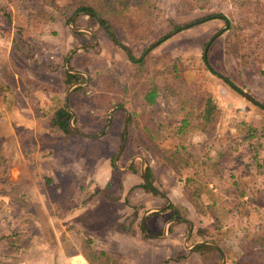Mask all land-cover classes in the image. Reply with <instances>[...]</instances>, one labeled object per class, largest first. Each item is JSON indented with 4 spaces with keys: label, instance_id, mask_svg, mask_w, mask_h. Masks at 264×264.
Wrapping results in <instances>:
<instances>
[{
    "label": "rangeland",
    "instance_id": "obj_1",
    "mask_svg": "<svg viewBox=\"0 0 264 264\" xmlns=\"http://www.w3.org/2000/svg\"><path fill=\"white\" fill-rule=\"evenodd\" d=\"M253 1L260 4L255 5L257 8L261 6L264 9V0ZM86 2L87 0H0V68L7 66L15 77L14 88L8 92V98L4 97L0 89V138L11 159L10 169L0 178V188L6 193L0 206V236L13 231L25 235L24 246L20 248L18 255L12 254L5 243H0V257L4 264H68L63 262L68 253L61 254L60 250H63L60 248L69 249L72 245L69 238L65 241L62 225L68 212L78 206L81 198L78 192L69 189L65 191L62 186L67 183L66 179H78V173L72 164L80 163L81 168L86 165L83 168L86 169L84 177L92 178L91 168L104 160L101 152L112 150L114 160L116 149L119 151L121 147L120 139H117L120 135L112 139L110 134L103 136V140L92 142L76 134L77 136L72 135L70 143H65L64 131L58 126H52L59 112H62V118L71 115L65 103L69 87L65 83V71H68L65 62L76 45L98 40L97 44L88 46V49L75 52L68 63L70 69L77 67L87 70V66H90L95 72L107 62L112 67L114 63H118L120 71L126 72L128 78L132 75L136 78L138 73L137 65L134 66L130 57L121 53L102 22L96 16L78 10L79 4ZM159 4L162 13L148 38L134 39L116 19L110 30L132 50L135 57L160 40L151 54L156 57L170 54V59L178 63L181 79L191 91H217L222 113L216 124L217 139L211 142L212 145L205 144L202 136H193L189 132L173 133L174 130L167 126L166 118L171 115L172 108L177 106L173 107L174 100L167 102L170 107L166 109L167 100L160 99L165 112L157 118L160 127L156 128L157 123L154 122L156 125L154 124L153 131L155 128L158 130V135L161 136L158 139L160 147L168 156L179 149L180 153L176 158L182 160L179 165L184 170L183 179L196 178L203 197L201 201L191 199L193 188L186 187L182 191V184L180 187L178 184L175 189L178 198L169 196L172 201L171 216L195 219L192 241L207 239L220 245L222 252L212 246L200 247L204 258L212 264H221L225 254L226 263L232 264L229 257L239 260L246 254L239 247L241 241L264 229V187L260 186V181L264 178V156L255 155V149H258L263 140L261 129L264 108L246 99L238 90L247 91L264 105L256 90V87L264 84V63L261 66L255 64L253 67H246L237 58L224 54L225 27H228V19H234L249 34L259 29L258 27L262 28L260 36L263 38L264 27L260 24L249 27L245 21L240 20L242 12L237 11L238 8L227 0H211L212 12L228 14L231 10L235 11L234 17L229 14L227 20L214 18L196 23L208 13L181 15L176 11L175 0H159ZM188 23L193 24L173 32L176 25ZM74 27L89 28L97 38L88 31L75 30ZM220 30L225 32L217 35ZM170 33L172 34L167 39L164 38ZM148 67H144L142 71L146 72ZM102 71L103 69L100 70L101 73ZM84 78L83 74L82 79ZM226 89L232 94H227ZM82 94L80 91L70 98V106L75 116L77 115L75 125L86 133H102L108 124V117L94 114L92 109L80 106L78 101ZM137 103L141 106L140 102ZM240 103L246 106H241ZM119 115L120 122L111 124V132L118 131L121 134L124 115ZM133 122L130 120L127 124L129 135L121 155L123 163L142 150L138 145L142 141L139 140L140 136ZM251 128H256L257 131L252 132ZM72 131L76 133L73 129ZM95 152L96 157L93 158ZM221 153L227 155L221 157ZM219 161L220 164L215 165ZM150 178L156 189L167 194L174 191H167L155 176ZM22 195H27L26 199L30 197L31 205L28 208L23 206ZM39 201L45 203L50 216L53 215L56 219L50 217L47 223L45 218L39 217ZM204 201L208 204H204ZM162 203L167 204L168 201L165 199ZM205 207L208 214L199 220L196 213L199 208ZM132 220L133 218L129 219L127 224L132 223ZM127 224L123 226L125 230ZM251 237L253 238L251 235L247 238L252 239ZM182 246L186 247L185 242ZM179 250L178 247H168L160 251L157 246L145 244L140 257L146 264H157L159 257L177 255ZM83 259L80 255L75 260ZM121 263L126 264V261ZM187 263L181 261L178 264Z\"/></svg>",
    "mask_w": 264,
    "mask_h": 264
},
{
    "label": "crops",
    "instance_id": "obj_2",
    "mask_svg": "<svg viewBox=\"0 0 264 264\" xmlns=\"http://www.w3.org/2000/svg\"><path fill=\"white\" fill-rule=\"evenodd\" d=\"M224 32H222V34ZM95 42L97 44L98 40H96ZM79 45H85V44L84 43L78 44L75 47ZM86 45L87 46H85L84 48L79 47L78 49H76L73 55L75 54V52L88 49L87 48L88 46H93L95 44L87 43ZM122 45L124 46V43H122ZM116 46L121 51V53L125 54L126 57H129V55L122 49L121 45L120 46L116 45ZM156 47L157 46H155L154 49ZM224 54L231 56L227 54L226 51ZM110 64L108 65V63L105 62V64L101 67V69H103L102 73L107 74L109 76L108 78H110V80L113 79L111 81H114L110 84H105V88H113V90H110L111 95H113V91L115 90L116 92L119 93V94L117 93V95L122 97L124 96V94H121L120 92L121 88H119V85L124 84L128 88V95L125 96L126 101H124L125 105L118 104V103H122V100L119 101L117 100V98L113 99L112 100L113 108H111L108 112V115H106L104 111L100 109V103L99 102L95 103L89 98L96 91L95 88L91 85V76L95 72H100L101 69L94 72L90 66H87V68L85 66L87 70L80 69L77 67L71 68V70L82 71V72H78V74L80 75L81 74L83 75L84 74L83 72H85L88 76L84 74L85 78L82 79V75H81L80 79L74 82L76 83L87 80L86 83L78 84L71 91L69 96V108L72 109V107L70 106L71 96L74 93L82 91L83 94L81 100L78 101V104L83 107L85 106L89 110L92 109L94 114H98L100 116L102 115L107 116L108 121L110 117V112L113 111L111 124L114 125L120 122L119 114H123L124 115L123 131L125 130L124 138L125 135H127V142H128L129 132H128L127 124L128 122H130V118L131 121H134L133 118L134 101L130 98L131 97L130 92L137 78H134L133 75L130 76V78H128L126 72L120 71L121 66H118V63L117 64L114 63V67H112ZM69 72L72 73L71 71ZM89 72H92L93 74ZM65 78H66V73H65ZM72 84H68V86ZM256 88H257L256 89L257 93L258 92L260 93L259 99L261 101H264V84L263 86H259ZM199 91H201L202 93L204 90L202 89ZM209 91L214 93L221 107V103L217 91L215 89H210ZM226 91L227 94H232L230 93L229 90L226 89ZM71 102H73L72 99ZM65 103H66V97H65ZM240 105L246 106L244 103H240ZM127 115H129V118L126 123ZM75 117H77V115ZM111 124L109 126H107L108 124H106L102 133H98V134L87 133L92 135H99L94 138L85 137L80 135L79 133H73L67 135L64 132L63 140L68 139L70 143L72 135H76V134L86 138L87 140H90V142L96 140H103L102 137L109 134L112 136L111 137L112 139H114V137L116 139L117 138L116 136L120 135V138L117 139H120V145L122 147L124 142L123 132L121 134H119L118 131L111 132V130L113 129V128L111 129L112 127ZM188 132L193 136L195 135L202 136L203 142L205 144L212 145L213 143L211 142H213L215 138L217 139V133H215L214 136L210 137L209 134L206 132H201V131H188ZM248 139H252V137H248ZM259 144L260 145L258 149L257 150L255 149V155L264 156V140H261ZM138 145L142 149L140 153L134 154L130 159L126 160L125 163H123L122 162L123 156L121 157V155L124 152H122L121 155L119 156V158L121 157V159L118 158L117 160V165L115 163L119 152L117 151V149L115 151L117 152V154L114 160L112 157V154H114L112 153V150L101 152L103 153L104 160H100L99 163L95 165V168L94 167L91 168V170L93 171V177L92 178L89 177V179L88 176L84 177V173L86 172V169L83 168L86 165L83 168H81L80 163L72 164V167L75 166L76 168V171L78 173V179L77 178L76 180L66 179L65 181H67V183L62 187L63 190L65 191L69 189V190H73V192H78V196L81 199L79 200L78 206L76 208H72L68 212V216L63 220L62 226L66 236L65 241H67V238H69L72 245L69 247V249H64L62 246H60L62 247L60 249L63 250L62 252L60 250L61 254L66 255L68 253L67 254L68 256L66 255L67 258H64L63 262H67L68 264H75L76 262H79L78 260L75 259L81 255L86 261H88L91 264V262L87 259V257L80 249L79 235H82L85 238L92 239L94 242L93 245L97 249H103L112 254L123 256L125 260L122 261H126V264H146L145 262H142L140 257L141 250L143 249L145 244L151 247L157 246L160 249V251H164V249L168 247L180 248L179 253L177 255L171 256L167 254L165 257H159L158 262L156 261L157 264H178L181 263V261L188 262L187 264H212L210 260L204 258V256L201 253L200 247L212 246L213 248H216L217 251L222 252L220 245L215 241L213 242L218 244L219 248L209 243H198L197 241L199 240L192 241L195 231L194 228L196 226L194 223L195 219H193L192 217L189 218L188 217L180 218L176 216L172 217L170 214V212H172L170 209V205L172 203L170 197L176 196V198H178L177 191H175L178 184L179 187L182 184L183 186L182 191H184L186 187L193 188L192 196L190 197L191 199H195L194 196L195 189H198L197 187L200 186V183L197 182V179H195V181H192L190 177H186L185 179H183L182 173L184 172V170L182 169L181 165H178L176 169L175 167L171 166L163 157L153 152V150L147 148L143 144H138ZM95 157H96V152L93 155V158ZM144 161H145V165H144ZM119 162L121 165H119ZM92 166H94V164H92ZM147 167L150 170V175L148 176L146 172ZM88 169L89 168H87V171ZM143 171H145V175L143 174ZM152 176H155L158 179V181L161 184H163V187L167 191H169V189H172L174 191L167 194L165 191H160L156 189L155 185H154L155 189L153 187L147 189L145 187V184H148L146 182V179L150 180L151 179L150 177ZM260 182H261L260 186L261 188H263L264 178ZM165 199L168 201L167 204L162 203L163 200ZM206 203L207 202L204 201V204ZM37 209L39 212V217L40 218L42 217V219L45 218V220H47V223L50 217H52V219H56L53 215L50 216L49 209L45 206V203H43V201H39V207ZM198 211L199 212L196 214H198L197 218L199 220L203 219L204 215L208 214L207 207H205V209L199 208ZM146 214L147 216L144 218ZM62 217L64 218V216ZM131 218H133L132 223L127 224L129 219ZM125 223L127 224L126 230L123 228ZM166 226H167V232L165 234ZM261 231L264 232V229ZM183 242H185L186 247L182 246ZM239 247L241 251L245 253V251L242 248V245L239 244ZM70 249H72V251H70ZM223 257H225L227 260L225 254H223ZM138 259L140 260L138 261ZM229 261H231L232 264H237L238 261L239 262L241 261V258L237 260L235 258L229 257ZM254 262H255L254 259L250 260V263L254 264ZM221 264H223V259ZM225 264H229V263L228 262L226 263L225 261Z\"/></svg>",
    "mask_w": 264,
    "mask_h": 264
},
{
    "label": "trees",
    "instance_id": "obj_3",
    "mask_svg": "<svg viewBox=\"0 0 264 264\" xmlns=\"http://www.w3.org/2000/svg\"><path fill=\"white\" fill-rule=\"evenodd\" d=\"M176 11L181 14L188 13H208L206 17L199 19L204 21L207 19L221 18L227 20L228 15L234 17L235 11L229 10L228 14L224 12H212L211 0H175ZM228 3L235 5L237 11H240V20L245 21L249 27H254L260 24L264 27V9L261 6L258 8L255 5H260L253 0H227ZM78 10L93 12L96 17L100 18L103 24H107L110 29L114 19L123 26L124 30L129 33L134 39H146L152 32V28L158 22L162 13V8L159 4V0H87L86 3L79 4ZM236 11V12H237ZM228 29L226 30L224 38V49L227 54L237 58L243 66L253 67L255 64L261 66L264 63V38L260 36L262 34V28L249 33H246L244 27L241 26L239 21L234 19H228ZM188 23L185 25H176L173 32L181 31L185 27L192 25ZM111 36L112 31H110ZM172 33L166 35L164 38H168ZM114 38V37H113ZM115 39V38H114ZM252 56H255L254 58ZM170 54H165L162 57H156L151 52L144 57L137 65L138 73L136 81L132 86L130 92V98L134 101L133 118L136 125V132L140 136V144H143L147 148L153 150L156 154L163 157L171 166L177 169L181 159L176 158L180 153L179 149L176 150L172 156H168L159 144L157 127H160L158 122L159 117L164 114L165 110L161 107L159 100L166 99L168 101L174 100L176 107L170 108L171 115L167 116V126L171 127L173 133H186L188 131H201L209 134L210 137L216 133V124L221 115V107L217 101L213 92L204 90L202 93L198 89L197 92L191 91L185 82L181 79L179 74V66L177 61H172ZM147 64V65H146ZM148 67L146 72H143L144 67ZM66 78L65 83L72 84L80 79V74L70 73L65 71ZM172 75V77H169ZM107 74L97 72L91 76V85L95 88V92L89 97L93 102L100 103V109L104 111L106 115L111 108H113L112 100L116 99L125 105L126 95H128V88L124 84H120L121 94L113 91L111 95L110 90L113 88H105V84H110L111 81ZM161 78V79H160ZM15 77L14 74L6 66L0 68V89L5 98H8V92L13 91ZM229 81V79H228ZM119 83V82H118ZM124 83V82H123ZM231 83V82H230ZM231 85L237 88L233 83ZM104 86V87H102ZM119 94V93H118ZM137 102H140L141 106ZM143 104V106H142ZM56 104H54L55 106ZM169 104L167 103L166 109ZM264 108V107H262ZM64 112V110H63ZM65 113V112H64ZM181 113V117H179ZM71 115H66L61 118L59 114L56 115L55 120L52 122V126H58L67 135L73 134L69 123ZM179 117V119H177ZM131 120V118H130ZM144 120V121H143ZM142 121V123L140 122ZM156 122L157 125L154 123ZM156 128L153 131V126ZM250 131H257L256 128H251ZM261 137L264 140V120L262 126ZM155 133V134H154ZM255 134V133H254ZM259 136V135H256ZM54 140V139H53ZM163 140V138L161 139ZM68 143V139L64 140ZM12 153L14 150L10 147ZM227 153H221V157H225ZM15 156V154H14ZM220 164V161L215 164ZM11 167V159L6 152L4 142L0 138V178L1 175L7 173ZM150 175V170L147 167V176ZM196 178L191 179L195 181ZM152 184V183H151ZM152 185L145 184L147 189L152 188ZM195 189L194 196L199 201L202 200V193L200 187ZM212 191H210L211 193ZM6 193L4 189L0 188V206L3 202L2 197ZM212 194V193H211ZM245 196V193H242ZM23 196V206L29 207L31 205L28 196ZM216 205V202L213 203ZM27 208H25L27 210ZM214 208V207H213ZM253 236L252 239L247 237ZM240 243L245 255L243 259L237 262V264H252L250 259L255 260L254 264H264V232L258 234H250ZM25 235L19 232H10L0 236V243H5L10 249L12 254L18 255L20 248L24 246L23 238ZM80 249L91 262V264H121L122 260H125L123 256L112 254L103 249H97L93 245V240L85 238L79 235ZM250 240V241H248ZM250 248V249H249ZM0 264H4V260L0 257Z\"/></svg>",
    "mask_w": 264,
    "mask_h": 264
},
{
    "label": "water",
    "instance_id": "obj_4",
    "mask_svg": "<svg viewBox=\"0 0 264 264\" xmlns=\"http://www.w3.org/2000/svg\"><path fill=\"white\" fill-rule=\"evenodd\" d=\"M81 12H84V13H86V14H90V15H94L95 16V14L93 13V12H89V11H81ZM77 15H78V13L73 17V19H72V21H71V23L74 21V19L77 17ZM98 18V17H97ZM99 20H100V18H98ZM101 21V20H100ZM74 29L75 30H84V31H88L89 33H91L95 38H97V36H96V34L91 30V29H89V28H81V27H74ZM225 29H227V27H225ZM223 32V30H220L218 33H217V35H220L221 33ZM112 35H113V37L115 38V39H117V37H116V35L112 32ZM217 35H215V36H217ZM160 43V41H157V42H155L153 45H151V46H149L148 48H147V50H146V52H148V51H150L151 49H153L155 46H157L158 44ZM89 44H96V42H94V43H89ZM210 44V43H209ZM209 44L207 45V47H206V50H205V57H206V53H207V49H208V47H209ZM85 46H87L86 44L85 45H79V46H77V47H75L73 50H71L70 51V53H69V55H68V57L66 58V62H65V66H66V68H67V70L68 71H71L72 73H78V72H82V71H78V70H71L70 68H68V63H69V60L71 59V57H72V55H73V53H74V51L76 50V49H78L79 47H82V48H84ZM121 46H123V45H121ZM86 76H88L85 72H83ZM226 81H228V78L227 77H224V76H222ZM87 82V80H85V81H80V82H76V83H73L72 85H70L69 87H68V89H67V91H66V103H67V106H68V109L71 111V118H70V120H69V123H70V126L72 127V129L76 132V133H79L80 135H82V136H85V137H96V136H99V135H92V134H87V133H85V132H83V131H81L76 125H75V122H74V119H75V113H74V111L71 109V108H69V96H70V93H71V91L78 85V84H80V83H86ZM238 89V88H237ZM239 90V92L245 97V98H247V99H249V100H251L252 102H254V103H256L257 105H260L261 107H264V105L263 104H260L259 103V101H257L250 93H248L247 91H245V90H242V89H238ZM112 114H113V111H111L110 112V117H109V121H108V125L107 126H109L110 124H111V121H112ZM59 115L61 116L62 115V112H59ZM128 118H129V115H127V118H126V123H127V121H128ZM126 142H127V135H125V138H124V142H123V145H122V147H121V149L119 150V152H118V155H117V158H116V165H117V160H118V158H119V156L121 155V153L123 152V150H124V148H125V145H126ZM144 165H145V161H144ZM143 174L145 175V171H143ZM155 209V208H154ZM148 214V213H147ZM147 214L144 216V218L147 216ZM166 232H167V226H166V229H165V234H166ZM198 243H209V244H212V245H214V246H216V247H218L219 248V245L218 244H216L215 242H213V241H211V240H199V241H197ZM225 261H226V258L225 257H223V264H225Z\"/></svg>",
    "mask_w": 264,
    "mask_h": 264
},
{
    "label": "flooded vegetation",
    "instance_id": "obj_5",
    "mask_svg": "<svg viewBox=\"0 0 264 264\" xmlns=\"http://www.w3.org/2000/svg\"><path fill=\"white\" fill-rule=\"evenodd\" d=\"M102 25L105 26V27H106V30L110 33L111 30L107 27V24L105 25V24L102 23ZM110 35H111V33H110ZM111 37H112V36H111ZM95 40H97V39H95ZM113 40L115 41V43H116L117 45H119V46L122 45V42L120 41V39H114V38H113ZM159 41H160V40H159ZM87 43H90V42H87ZM87 43H84V44H87ZM122 49H123L128 55H129V57H130V59H131V61H132V64L135 66V65H138V64L141 62V60H142L144 57H146V55H148L151 51H153L154 48L151 49V50L148 51V52H146L147 49L143 50L142 53H141L138 57H135V56H134L132 50H131L127 45L124 44V46H122ZM124 131H125V130H124ZM124 131H123V138H124V134H125ZM146 172H147V171H146ZM146 182H147L148 184L152 185L151 187H153V188L155 189V187H154V185H153L151 179H150V180L146 179ZM151 183H152V184H151ZM157 192H158V191H157Z\"/></svg>",
    "mask_w": 264,
    "mask_h": 264
},
{
    "label": "built area",
    "instance_id": "obj_6",
    "mask_svg": "<svg viewBox=\"0 0 264 264\" xmlns=\"http://www.w3.org/2000/svg\"><path fill=\"white\" fill-rule=\"evenodd\" d=\"M76 264H90V263L85 259H83V261L79 260V263L76 262Z\"/></svg>",
    "mask_w": 264,
    "mask_h": 264
}]
</instances>
